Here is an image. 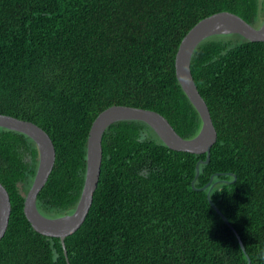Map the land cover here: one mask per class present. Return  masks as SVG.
<instances>
[{
	"label": "trees",
	"instance_id": "trees-1",
	"mask_svg": "<svg viewBox=\"0 0 264 264\" xmlns=\"http://www.w3.org/2000/svg\"><path fill=\"white\" fill-rule=\"evenodd\" d=\"M220 12L259 28L264 0H0V114L35 123L56 149L37 198L43 215L75 210L89 132L109 107L152 110L183 138L198 134L176 54ZM191 71L218 134L210 162L196 178L206 155L169 149L141 121L111 125L92 207L65 240L70 264H264V42L211 37ZM38 162L31 138L0 128V182L12 208L0 264H67L60 239L24 214Z\"/></svg>",
	"mask_w": 264,
	"mask_h": 264
},
{
	"label": "water",
	"instance_id": "water-1",
	"mask_svg": "<svg viewBox=\"0 0 264 264\" xmlns=\"http://www.w3.org/2000/svg\"><path fill=\"white\" fill-rule=\"evenodd\" d=\"M222 35H240L251 42H264V20L259 28H254L235 14L220 12L201 20L182 39L175 60L176 76L184 93L201 118L202 126L198 134L191 139L183 138L163 115L152 110L128 106H112L104 110L94 120L89 132L84 186L78 204L71 214L51 218L43 215L37 207L38 195L47 183L56 161V149L49 134L33 122L0 114V128L27 135L38 147V168L24 202V214L36 232L60 239L67 264L70 262L65 240L82 227L92 207L102 170L103 136L111 125L122 121H141L151 127L169 149L206 155L205 160H200L197 163L196 178L200 173V165L210 162L211 151L217 142L218 134L210 110L193 78L191 62L196 49L202 42L211 37ZM209 185L210 183L207 186ZM208 199L226 224L236 233L229 220L213 204L210 195H208ZM11 209L9 192L0 182V241L7 231ZM238 239L245 251L239 236Z\"/></svg>",
	"mask_w": 264,
	"mask_h": 264
}]
</instances>
